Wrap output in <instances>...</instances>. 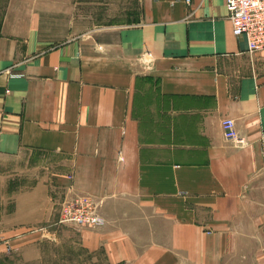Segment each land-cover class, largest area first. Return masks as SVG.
<instances>
[{
    "label": "crops",
    "instance_id": "crops-1",
    "mask_svg": "<svg viewBox=\"0 0 264 264\" xmlns=\"http://www.w3.org/2000/svg\"><path fill=\"white\" fill-rule=\"evenodd\" d=\"M139 4L53 45L34 12L2 22L0 258L81 194L104 219L81 245L110 264H264V50L232 34L225 0Z\"/></svg>",
    "mask_w": 264,
    "mask_h": 264
},
{
    "label": "rangeland",
    "instance_id": "rangeland-1",
    "mask_svg": "<svg viewBox=\"0 0 264 264\" xmlns=\"http://www.w3.org/2000/svg\"><path fill=\"white\" fill-rule=\"evenodd\" d=\"M31 12L37 18L41 38L53 45L105 27L130 24L138 19L140 4L139 0H0V29L8 15L11 23L20 27ZM12 177L5 181L4 189L0 186V195L11 196L15 190ZM59 202L54 222L36 229L43 234L37 244L26 247L23 253L7 252L0 264H110L101 251H89L79 240V227L98 225L59 223Z\"/></svg>",
    "mask_w": 264,
    "mask_h": 264
},
{
    "label": "built area",
    "instance_id": "built-area-1",
    "mask_svg": "<svg viewBox=\"0 0 264 264\" xmlns=\"http://www.w3.org/2000/svg\"><path fill=\"white\" fill-rule=\"evenodd\" d=\"M189 3V0H185ZM225 8L232 25V34L244 38L249 53L264 50V0H225ZM147 61L149 53L142 55ZM223 136L236 144L244 143L235 128L234 120H221ZM59 223L94 226L103 222L98 208L101 200L88 195L74 194L60 202Z\"/></svg>",
    "mask_w": 264,
    "mask_h": 264
}]
</instances>
